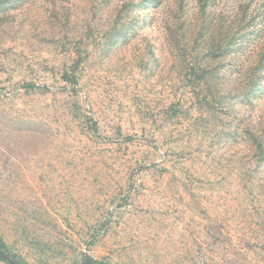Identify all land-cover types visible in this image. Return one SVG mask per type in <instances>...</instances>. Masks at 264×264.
<instances>
[{"label": "rangeland", "instance_id": "obj_1", "mask_svg": "<svg viewBox=\"0 0 264 264\" xmlns=\"http://www.w3.org/2000/svg\"><path fill=\"white\" fill-rule=\"evenodd\" d=\"M221 38L236 42L208 61ZM262 49L264 0H0L10 249L32 264H264L248 134L264 127Z\"/></svg>", "mask_w": 264, "mask_h": 264}, {"label": "trees", "instance_id": "obj_2", "mask_svg": "<svg viewBox=\"0 0 264 264\" xmlns=\"http://www.w3.org/2000/svg\"><path fill=\"white\" fill-rule=\"evenodd\" d=\"M146 3V2H145ZM143 4V3H141ZM245 28L241 27L240 30L237 31V33L241 32V35L237 37L236 39L243 37L245 34ZM226 39H220V42L225 41ZM236 42L235 39L231 38L228 41H225L223 43L224 46H218L216 48H219L213 54L215 56L211 57L208 56V61H211L215 59L216 56H224L227 51L229 50V46H233V44ZM226 46V47H225ZM211 50H214L213 48ZM263 50V49H262ZM207 62V61H206ZM200 64V65H199ZM198 64V70H196L194 67H192V73L194 75H197L195 79L201 80L205 77H208V79L212 78V76L209 74L208 66H205L201 63ZM257 69H260L261 71L264 69V50L259 55V61ZM64 78L68 81H70L73 85H77L79 83V77L76 75H69L68 72L64 74ZM257 78V77H256ZM212 80V79H211ZM26 88H34V87H40L36 85L34 82L29 81L25 82L23 84ZM253 93V91L251 92ZM89 117V116H88ZM90 126L95 125L97 127V124L93 122L92 118H89ZM260 124V122H259ZM248 134L251 136L253 147L256 151V160L258 165H261L264 163V127L261 129L257 123L252 122L248 129ZM0 260L4 261L6 264H32L28 262L26 259H24L22 256H19L17 253H14L5 239L0 235ZM82 264H111L108 261H101L96 260L90 255L83 253L82 254Z\"/></svg>", "mask_w": 264, "mask_h": 264}]
</instances>
